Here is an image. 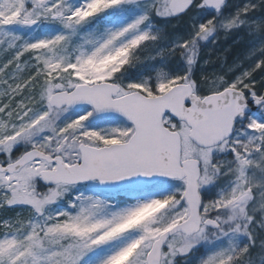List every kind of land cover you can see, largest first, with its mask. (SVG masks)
<instances>
[{
  "label": "snow or ice",
  "instance_id": "obj_1",
  "mask_svg": "<svg viewBox=\"0 0 264 264\" xmlns=\"http://www.w3.org/2000/svg\"><path fill=\"white\" fill-rule=\"evenodd\" d=\"M0 264H264V0H0Z\"/></svg>",
  "mask_w": 264,
  "mask_h": 264
},
{
  "label": "rangeland",
  "instance_id": "obj_2",
  "mask_svg": "<svg viewBox=\"0 0 264 264\" xmlns=\"http://www.w3.org/2000/svg\"><path fill=\"white\" fill-rule=\"evenodd\" d=\"M221 43L223 44V47L224 48H227L229 45H228V42H225L224 38L221 37ZM209 71H211V67L209 68Z\"/></svg>",
  "mask_w": 264,
  "mask_h": 264
}]
</instances>
